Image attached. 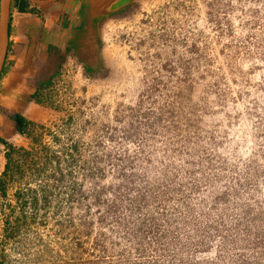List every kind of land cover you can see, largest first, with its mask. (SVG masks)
Masks as SVG:
<instances>
[{
  "label": "rangeland",
  "instance_id": "374dc122",
  "mask_svg": "<svg viewBox=\"0 0 264 264\" xmlns=\"http://www.w3.org/2000/svg\"><path fill=\"white\" fill-rule=\"evenodd\" d=\"M127 8L6 146L0 264H264V0Z\"/></svg>",
  "mask_w": 264,
  "mask_h": 264
},
{
  "label": "crops",
  "instance_id": "0c3cea01",
  "mask_svg": "<svg viewBox=\"0 0 264 264\" xmlns=\"http://www.w3.org/2000/svg\"><path fill=\"white\" fill-rule=\"evenodd\" d=\"M105 2L11 1L8 45L0 73V173L6 163L7 149L3 142L10 144L21 136L11 115L18 113L29 121H35V117L43 112L44 108L38 103L37 95L47 85L40 89L37 86L51 80L66 58L69 59L68 48L78 49L82 34L90 30L89 15L100 9ZM108 17L94 22L93 30L98 36L102 20Z\"/></svg>",
  "mask_w": 264,
  "mask_h": 264
},
{
  "label": "water",
  "instance_id": "95a60500",
  "mask_svg": "<svg viewBox=\"0 0 264 264\" xmlns=\"http://www.w3.org/2000/svg\"><path fill=\"white\" fill-rule=\"evenodd\" d=\"M12 0H0V73L6 57L8 45V17ZM135 0H106L104 5L88 17V27L90 30L83 33L79 39L76 53L77 59L85 67L93 68L99 56V36L93 30L94 22L97 19L108 17L109 15L125 10ZM107 4V7H104Z\"/></svg>",
  "mask_w": 264,
  "mask_h": 264
},
{
  "label": "trees",
  "instance_id": "16d2710c",
  "mask_svg": "<svg viewBox=\"0 0 264 264\" xmlns=\"http://www.w3.org/2000/svg\"><path fill=\"white\" fill-rule=\"evenodd\" d=\"M51 79V78H50ZM51 80H48L46 82H42L37 86V89H40L43 85H48L50 84ZM11 119L15 122L16 125V130L20 133V134H25V131L30 127L33 126L34 123L32 121L27 120L24 116L16 113V114H12L11 115ZM4 144H6V146H8V151L10 149V151H14V147L6 142H3ZM6 152L5 153V158H6V164H5V170H4V176L7 175V173L9 172V161L11 159L10 153L11 152ZM5 181L3 179H0V187L2 188L4 186Z\"/></svg>",
  "mask_w": 264,
  "mask_h": 264
},
{
  "label": "flooded vegetation",
  "instance_id": "af4514ba",
  "mask_svg": "<svg viewBox=\"0 0 264 264\" xmlns=\"http://www.w3.org/2000/svg\"><path fill=\"white\" fill-rule=\"evenodd\" d=\"M129 7H130V6H129ZM129 7H128V8H129ZM126 8H127V7H126ZM128 8H127V9H128ZM127 9H126V10H127ZM124 11H125V10H122V11H120V12H124ZM120 12H119V13H120ZM116 14H117V13H116ZM114 15H115V14H114ZM67 50H68V52H70V51H71V52H74L75 55H76V53H77V49H76V48H68ZM99 64H100V58H99V56H98V58H97V65L99 66ZM98 66H97V68H98ZM86 68H87V67H86ZM93 68H94V67H93ZM93 68H92V69H93ZM87 69L90 70V68H87ZM94 69H96V68H94Z\"/></svg>",
  "mask_w": 264,
  "mask_h": 264
}]
</instances>
